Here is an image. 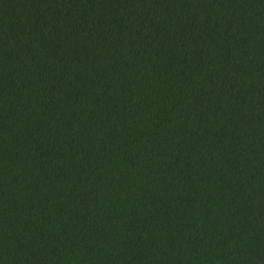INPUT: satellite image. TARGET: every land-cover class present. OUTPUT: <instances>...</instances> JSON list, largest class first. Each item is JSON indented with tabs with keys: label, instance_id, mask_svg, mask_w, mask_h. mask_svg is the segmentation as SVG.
<instances>
[{
	"label": "trees",
	"instance_id": "trees-1",
	"mask_svg": "<svg viewBox=\"0 0 264 264\" xmlns=\"http://www.w3.org/2000/svg\"><path fill=\"white\" fill-rule=\"evenodd\" d=\"M0 264H264V0H0Z\"/></svg>",
	"mask_w": 264,
	"mask_h": 264
}]
</instances>
